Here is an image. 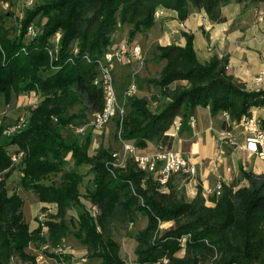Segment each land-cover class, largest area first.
<instances>
[{"label":"trees","instance_id":"trees-1","mask_svg":"<svg viewBox=\"0 0 264 264\" xmlns=\"http://www.w3.org/2000/svg\"><path fill=\"white\" fill-rule=\"evenodd\" d=\"M230 1L46 0L25 10L17 38L9 36L5 15L0 14V96L8 98L13 90L34 91L41 97L25 114V126L6 136L8 144L23 152L18 161L22 186L39 202L56 205L54 214L30 230L21 212L23 200L15 192L7 193L5 180L15 166L0 142V264H11L12 257L37 264L29 245L39 241L55 249L68 233L86 250L87 258L98 259L96 264H125L114 237L116 225L127 219L124 212L116 210L120 196L126 213L135 216L139 212L147 217L146 226L134 235L138 264H264V172L241 170V179L247 184H222L213 205H207L200 186L190 200L178 197L172 180L175 175L162 185L155 173L138 169L132 158L124 168L114 169L109 149L99 148L90 154L89 139L68 141L62 135L67 126L82 123L101 110L102 89L94 84L96 60L116 47L113 35L120 27H128L132 40L154 24L159 7L175 10L179 20L193 8L203 10L212 21H220L221 8ZM37 16L43 22L41 32L24 43L26 28ZM56 32L61 35L59 50L56 60L50 62L48 47ZM185 35L184 46H157L158 57L165 64L148 83L159 90L164 104L152 111L146 96L125 99V115L117 121L118 140L139 149L148 142L155 143V148L159 144L170 148L173 138L165 132L173 119L187 115L196 106L207 107L211 115L225 112V130L250 118L254 108L264 107V88L248 89L229 72L226 56L200 60L193 36ZM73 47L78 52L69 61ZM85 54L90 60L83 57ZM75 106L78 110L72 111ZM3 127L0 125V139L5 136ZM259 128L264 130V118L259 120ZM68 156L74 166L89 165L94 187L86 190V198L97 209L95 214L87 208L80 211L70 225L65 221L68 209L83 205V175L62 168ZM57 173H61L60 180L50 179ZM167 221L173 225L162 230L160 224ZM186 234L190 236L182 244L179 239ZM182 249L183 255H178ZM42 254L58 262L72 257L46 249Z\"/></svg>","mask_w":264,"mask_h":264},{"label":"crops","instance_id":"crops-1","mask_svg":"<svg viewBox=\"0 0 264 264\" xmlns=\"http://www.w3.org/2000/svg\"><path fill=\"white\" fill-rule=\"evenodd\" d=\"M259 12H264V1L236 2L232 0L221 8L223 19L220 21H212L203 10L193 8H190L184 20H179L175 10L159 7L155 12L154 24L148 30L136 33L130 43L137 44L145 57L146 50L144 52V48L137 43L139 35L143 34L146 38H150L153 42L151 47L154 44L184 46L185 34L192 35L193 46L200 60H208L213 56H226L229 72L245 82L248 89L264 88V22L259 21L257 17ZM37 28L41 30L42 25ZM123 35L124 32L116 31L115 46L124 42ZM257 77H261V80L256 81ZM116 88L118 95H122L125 89L119 90L117 82ZM147 94L148 91L143 96ZM38 96L34 91L17 93L13 90L10 91L8 98L1 95L0 120L2 123L9 125L16 122L21 115L25 114L19 111L26 105L33 104L29 108L34 107ZM190 115L195 118L194 125L189 122ZM179 117L182 124L178 136L173 139L172 147L180 151L194 167L192 175L177 174L187 177L188 180H183V186L191 198L196 195L197 188L200 186L206 204L213 205L218 185L232 181L239 185L247 184L245 179H241V170L264 172V156L246 147V138L252 136L255 129H260L259 120L264 118V107L254 108L250 118H243L239 123H233L229 130L222 128V123L228 119L223 111L211 115L207 107L196 106L187 115ZM6 139V136H2L0 142L5 144ZM5 148L11 156L13 155L10 153L11 149L17 151V147L12 144L5 145ZM139 150L141 153L150 154L155 150V143L148 142L145 148ZM14 175L17 180H20L21 173L18 168L14 169L6 180H10ZM51 205L56 207L55 204ZM38 206L42 208L47 207L48 204L39 202ZM37 225L29 224L30 230ZM63 242V252L73 254L74 251L68 239L64 238ZM83 250L86 254V250L84 248ZM30 253L37 258V253Z\"/></svg>","mask_w":264,"mask_h":264},{"label":"rangeland","instance_id":"rangeland-1","mask_svg":"<svg viewBox=\"0 0 264 264\" xmlns=\"http://www.w3.org/2000/svg\"><path fill=\"white\" fill-rule=\"evenodd\" d=\"M6 6L0 7V14L5 15L4 18V25L6 28H8L9 36L11 38H17L19 29H20V19L25 14L26 9H31L34 6L38 4H42L46 0H35V4L33 6H26L24 4L25 0H3ZM10 12V15H8ZM264 13V12H262ZM264 22V21H262ZM33 23L35 26L39 27L42 25V19L35 17L33 19ZM121 32H124V39L130 43L129 37H128V30L127 27H120L119 29ZM127 32V34H126ZM142 33V32H140ZM113 35V39H115ZM124 40V41H125ZM22 41L24 43L29 42V38L27 36H24ZM137 43L144 48V52L146 50L145 57H143V54L141 53V56L143 58V63L140 64L137 61H134L132 63H118L115 66L114 75H115V81L117 82V86L119 90L125 89L127 86H129L131 83H135L136 89L134 91L135 96H143L147 93L146 97L148 98L149 108L152 111H157L161 105L164 104L165 99H163L162 96H159V90L155 87H152L148 83V79H153L158 76L160 71L162 70L164 66V61L161 60L158 57V50H157V44H154L151 47L150 38H146L145 35H139L137 39ZM113 50V49H112ZM53 72L52 70L49 71V73ZM38 96V94H37ZM121 101L126 102L128 104V101H125V98L122 95H119ZM40 96H38V101H36L34 104H38L40 100ZM33 105V104H32ZM32 105H26V107L22 108L20 112H24L25 114L28 113L29 107ZM79 106H75L72 111H77ZM27 112V113H26ZM80 126L84 127L83 133H78L76 129ZM117 120L113 119L110 122H108L105 126H102L101 128H95L93 125L89 123V117L86 119V121H83L82 123L77 122L76 124H72L67 126L64 130H62L63 137L68 140L72 141L73 139L77 138L79 141H84L89 139V153L93 154L95 150L99 148H106L110 151L114 150H121V142L117 138ZM9 139H6L4 142L5 145H8ZM11 154H17L16 149L10 150ZM18 162L14 163L15 169L18 168ZM63 169H74L80 172L83 175V181L80 185V194H81V200L83 205L71 206L65 217V221L68 225H70L69 221L72 220L76 222L77 215L80 211H83L84 209H88L92 214L96 213V207L93 206L90 201L86 198V190L89 188L92 189L94 187L93 184V175L89 171V165H81V166H74L73 161L70 156L66 158V162L62 165ZM61 173H57L55 175H52L50 179H53L55 181L60 180ZM173 185L175 187V192L177 193L178 197H184L187 200H190L191 197L187 194V191L185 190V187L183 186V180H188L186 176L183 175H175L172 177ZM6 182V188L8 193H17L21 199L23 200L21 212L23 215V219L30 224L31 226L35 224H39L42 222H45L52 214L56 212V207H53L51 204H48L45 210H42L38 206V199L36 195L32 191L26 190L20 180H17L16 175L12 176L10 180H5ZM167 190V189H165ZM123 199L120 196V198L116 202V210L120 214V212H124L127 216V219L125 220V223L123 224H117L114 229V237L116 241L120 244V257L125 261V264H138L136 261V239L134 235L141 229H143L147 224V217L139 212L135 214V216L131 215V213H126V209H122V203ZM207 203V202H205ZM173 225V221H167L160 224V227L162 230L168 229L170 226ZM71 229H73L71 227ZM46 227H43V232L45 233ZM65 238L68 239V243L72 245V249L74 251V255L72 254V257L69 258V260L65 262H56L53 258L46 257L42 254L43 250H50L53 252H57L56 248H50L45 242H34L31 243L28 247L29 252L37 253L36 256V262H39V264H96L98 259H89L86 257V254L84 253L83 247L79 243V241L73 236L72 234L68 233ZM64 243V242H63ZM62 243V245H63ZM61 245V246H62ZM60 246V247H61ZM62 249H64V246H62ZM59 252V251H58ZM61 254H65L62 251H60ZM184 250L178 252V255H183ZM69 254V253H67ZM11 264H33L32 262H21L17 257L11 258Z\"/></svg>","mask_w":264,"mask_h":264},{"label":"built area","instance_id":"built-area-1","mask_svg":"<svg viewBox=\"0 0 264 264\" xmlns=\"http://www.w3.org/2000/svg\"><path fill=\"white\" fill-rule=\"evenodd\" d=\"M24 4L26 6H33L35 0H25ZM6 4L3 0H0V7H4ZM259 21H264V13H257ZM39 30L35 24L30 23L25 32V36L29 38L37 37L40 34ZM60 33L56 32L50 39V46L48 47V54L50 57V62L56 60L57 53L59 50L60 43ZM24 49V48H23ZM78 52L77 47H73L71 50V55L68 56L67 60L72 61L73 56ZM86 60H90V57L85 54L83 56ZM134 61L143 63V58L141 56V49L137 44H131L128 41L117 45L113 50L107 51L101 58L96 60V65L98 69V76L94 79V84L102 89L103 94V106L100 111L95 112L89 116V123L95 128H101L105 126L108 122L113 119L121 122L125 112L126 106L125 102L121 101L117 88L114 70L118 63H132ZM261 77H257L256 81H260ZM136 89L135 83H131L127 86L123 92L125 99L132 96ZM26 115H21L16 122L9 125H4L2 120H0V125H3V135L11 136L12 134L20 131L26 124ZM189 122L194 125L195 118L190 115ZM181 118L178 116L173 119L168 130L165 134L171 136L173 139L178 136L179 130L181 128ZM78 133L84 132V127L80 126L76 129ZM122 149L119 151L114 150L112 152V161L110 164L114 169L124 168L128 159L132 158L138 169L144 170L146 172H153L157 175L160 184L165 185L170 176L183 174L186 176L192 175L194 173V167L189 163L187 158L173 147L168 148L163 144L156 146L154 152L150 154L141 153L139 148L133 143L124 141L120 139ZM247 149L258 153L260 156H264V130L255 129L252 136L246 138ZM260 148V149H259ZM23 152L19 151L17 154H13L12 161L18 162L22 156ZM221 185L216 188V195L220 194ZM189 234L182 236L179 241L184 244L185 240L189 237ZM56 251H62V247L56 248Z\"/></svg>","mask_w":264,"mask_h":264}]
</instances>
